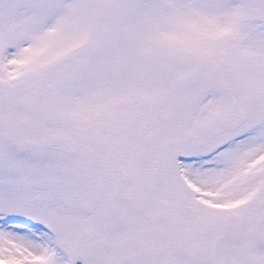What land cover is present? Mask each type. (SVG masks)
Wrapping results in <instances>:
<instances>
[{"label":"snow or ice","instance_id":"1","mask_svg":"<svg viewBox=\"0 0 264 264\" xmlns=\"http://www.w3.org/2000/svg\"><path fill=\"white\" fill-rule=\"evenodd\" d=\"M0 264H264V0H0Z\"/></svg>","mask_w":264,"mask_h":264}]
</instances>
